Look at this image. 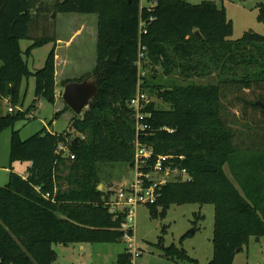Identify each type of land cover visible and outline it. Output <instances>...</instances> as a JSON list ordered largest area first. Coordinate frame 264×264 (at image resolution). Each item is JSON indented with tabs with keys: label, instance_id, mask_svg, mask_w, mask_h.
Listing matches in <instances>:
<instances>
[{
	"label": "trees",
	"instance_id": "trees-1",
	"mask_svg": "<svg viewBox=\"0 0 264 264\" xmlns=\"http://www.w3.org/2000/svg\"><path fill=\"white\" fill-rule=\"evenodd\" d=\"M147 2L154 5L140 6V0H0V102L7 99L12 108L0 113V133L11 128L9 168L30 163L25 177L10 171L0 187V264H53L55 247L123 239L124 213L109 212L113 191L98 186L102 164L132 166L135 132L129 100L139 79L143 92L165 104H146L150 135L141 141L155 155L182 156L175 162L189 177L161 186L157 201L146 206L150 216L163 218L173 204H211L213 252L207 264H232L250 238L264 237V4L257 13L263 34L233 40L231 20L212 0L197 5ZM52 13L97 16L96 64L84 76L94 77L97 94L82 116L75 114L68 131L53 134L43 127L22 139L13 126L27 112L12 106L22 104L23 80H35L31 108L37 99L55 100V46L40 69L31 71L27 64L33 48L56 39ZM26 38L32 43L23 51L19 42ZM147 67H159L161 76L156 71L148 75ZM205 77L215 82L191 81ZM74 131L83 138L69 139ZM58 144L68 155L56 152ZM226 165L235 183L225 174ZM189 235L183 234L179 243ZM155 246L167 259L198 264L182 247L165 246L162 236ZM131 260L125 248L116 264Z\"/></svg>",
	"mask_w": 264,
	"mask_h": 264
},
{
	"label": "rangeland",
	"instance_id": "rangeland-1",
	"mask_svg": "<svg viewBox=\"0 0 264 264\" xmlns=\"http://www.w3.org/2000/svg\"><path fill=\"white\" fill-rule=\"evenodd\" d=\"M190 4H200L205 0H186ZM216 7L223 9L227 19L232 22V34L231 39L241 38L246 33H257L263 34V25L257 20L258 5L264 4V0H212ZM149 3L147 0H140V6H147ZM62 16L66 15H77L78 17H95L94 14H61ZM54 15L55 21V30L54 35L59 33L60 38H65L71 32L70 25L67 27L63 23H57L56 17ZM53 19V18H52ZM77 23V22H76ZM78 23L75 26V30L80 29V32L73 37V43L71 46H68L71 51L67 52L66 57H70L69 63L63 66L60 63L58 71V78L54 77V89H55V78L58 79V88L59 91H62L64 81L68 80H77L81 77H84L87 74H90L96 64V44L90 45L86 30ZM74 26V25H73ZM81 34V35H80ZM20 47L24 51L29 45H31V39H22L20 40ZM54 42L47 43L40 47H35L32 49L30 56L27 57V64L31 71L40 69L45 59L54 46ZM64 45V43H63ZM62 45V46H63ZM56 49V47H55ZM59 54H65V47H60L58 49ZM70 55V56H69ZM156 71L157 76H161V69L159 67L150 68L147 67V74H152ZM55 72V71H54ZM143 73V72H142ZM178 82L181 84L188 83L190 80L186 81L183 79H178ZM192 82L198 84H207L215 82L213 77L205 78H194L191 79ZM34 84L35 80L33 76H30L27 79H24L21 84L20 96L22 104H18L13 107V111H23L27 112L25 119L18 120L14 126V130L19 131V135L22 139H26L31 135L35 134L39 130L44 128H53L55 130H63L67 124L66 118H69L68 127L63 131H68L70 122L75 118V114L71 110H67L64 105L61 114L54 118L56 114L55 105L64 104L63 100L58 97L56 104L46 102L43 99H38L35 103V107L31 108L33 99H34ZM149 94V95H148ZM147 99L150 101H155L157 106L164 107L165 104H162L159 100L156 99L154 95H150L148 92ZM230 97V96H229ZM20 101V102H21ZM228 100H224V105ZM19 102V103H20ZM7 105L1 101L0 105ZM11 105V104H9ZM236 111V110H235ZM231 111L232 113H236ZM68 112V113H67ZM55 113V114H54ZM67 113V114H65ZM64 115V117H62ZM82 116V115H80ZM53 125V127H52ZM62 132V133H63ZM11 128H7L0 133V166H6L9 160V138H10ZM83 138L78 132H72L69 139L74 142ZM26 165L25 163L19 164L18 167ZM23 169V168H21ZM225 172L228 173L227 168ZM6 177L5 172L0 169V187L4 186L7 182L3 181ZM101 183L99 184V189L111 190L112 199L115 193V190L122 185L129 184L133 178L134 173L132 168L128 164L123 163H110L102 164L101 166ZM203 216L202 219L199 217L196 218L197 214ZM135 219L134 222L130 225L134 226L132 229L131 236L136 244L139 256L132 257L131 264H190L187 261L182 260H170L162 256L160 250L155 246L158 237H163V242L165 246L171 244L176 245L177 247H182L185 249L190 257L197 260L198 264H207L206 258L209 257L208 251L210 242L207 240V237H210V232L212 229L213 222V206L211 204H206L200 206L198 204H182V205H171L163 218H152L149 214L147 207L138 206L134 211ZM162 227L165 228V231L162 233ZM194 230V233H190ZM197 230V231H196ZM189 232V236L180 244V237ZM79 245L85 247L84 252L78 250ZM91 246L94 247V250L91 249ZM126 243L122 239L114 243H75L64 246L62 254H57V257L53 264H97L92 259L91 256H95L97 253H102L104 255L95 256V259L98 258L104 264H114V260H111L110 256L115 255L117 252H122L125 250ZM107 252L105 253L103 252ZM211 252V250H210ZM109 260V261H108ZM108 262V263H106ZM101 263V262H100ZM98 263V264H100ZM232 264H264V237L261 239L256 237L250 238L247 246H245L241 251L236 252Z\"/></svg>",
	"mask_w": 264,
	"mask_h": 264
},
{
	"label": "built area",
	"instance_id": "built-area-1",
	"mask_svg": "<svg viewBox=\"0 0 264 264\" xmlns=\"http://www.w3.org/2000/svg\"><path fill=\"white\" fill-rule=\"evenodd\" d=\"M137 65L140 66L139 61ZM142 72L141 70V76L144 75ZM140 83L139 79L136 92L129 100V106L134 112V155L131 166L134 178L129 184L116 189L112 201L109 202V212L124 213L123 240L131 257H138L140 254L131 236L134 226L130 224L134 222L135 209L138 206L146 207L154 204L158 199L160 187L167 182L189 180L186 169L175 162L177 158L182 160V156L155 155L152 147L141 141L142 138L150 135V126L147 123L150 114L145 111L149 99H147V94L141 90ZM7 110L10 112L12 108L8 107ZM56 152L68 155L67 148L62 144L57 145ZM69 157L72 159L74 156L70 155Z\"/></svg>",
	"mask_w": 264,
	"mask_h": 264
},
{
	"label": "crops",
	"instance_id": "crops-1",
	"mask_svg": "<svg viewBox=\"0 0 264 264\" xmlns=\"http://www.w3.org/2000/svg\"><path fill=\"white\" fill-rule=\"evenodd\" d=\"M154 5V3L152 2V3H149L148 4V6H153ZM62 13H57V16H55L56 17V20H57V23L59 22V23H63L66 27L68 26V25H70L71 27H70V29H71V32L69 33V35L68 36H66L65 38H60V36H59V33L57 32V35H55V37H56V39H55V41H53L54 42V46L56 47V49H55V76L57 77L58 76V71H57V68H59V65H60V63L61 64H63V66L64 65H66L67 63H69V61H70V57H66V55H67V52L70 50L69 48H67L68 46H71L72 45V43H73V37L76 35V34H78L79 32H80V29H78V30H75L76 28H75V26H77L78 25V23L79 24H81V25H84V26H82L83 27V29L84 30H86V34H87V39H88V41H89V43H90V45H95L96 44V42H97V23H98V19H97V16L95 15V17H88V16H86V17H78L77 15H66V16H62L61 15ZM54 15L55 14H51V17L53 18V20H54ZM77 22V23H76ZM74 25V26H73ZM80 25V26H81ZM55 28H56V26H55ZM56 31V30H55ZM79 35V34H78ZM81 35V34H80ZM63 43H64V45H63ZM63 45V46H62ZM60 47H65V54L64 55H62V57H61V54H59V52H58V49L60 48ZM71 53V51H69V53L68 54H70ZM70 56V55H69ZM54 76V77H55ZM58 78V77H57ZM58 79H56L55 78V100H54V102H53V104L55 105L56 104V102H57V99H58V97H60L61 98V92L62 91H59V88H58ZM34 100V99H33ZM38 100V99H37ZM36 100V101H37ZM3 102L6 104L7 103V105H0V113L1 114H6L7 112H8V107H10V105H9V102H8V100L7 99H3ZM0 104H1V102H0ZM64 105H66L65 103L64 104H58V105H55V113L56 112H58L59 110L60 111H62L63 109H64ZM54 113V114H55ZM68 113V112H67ZM67 113H65V114H67ZM62 117H64V115L62 116ZM66 120H67V124H66V126H65V128L63 129V130H55L54 129V127H53V125H52V127L53 128H51V129H49V128H47V130L49 131V132H51V133H62L67 127H68V124H69V118H66ZM45 127V126H44ZM19 164H21V163H18V162H16V163H13L12 164V167L11 168H9V160H8V164L6 165V166H0V169H1V171L3 170V172H5V174H6V177L3 179V181H6L7 179H8V175H9V172L10 171H12V172H14V173H16V174H18V175H20V176H22V177H25L26 176V173H27V168H28V166L30 165V163H25L26 165H24V166H22V167H18L19 166ZM21 168H23V169H21ZM225 168H227V170H228V173L227 172H225ZM224 172H225V174L228 176V178L230 179V180H232L233 182H234V180H233V178H232V175H231V173H230V171H229V168H228V166L226 165V166H224ZM235 183V182H234ZM6 184V183H5ZM4 184V185H5ZM236 185V184H235ZM237 188H238V186H237ZM238 190L240 191V193L241 194H243L242 193V191L238 188ZM197 231V230H196ZM212 233H213V222H212V229H211V232H210V237H207V240L210 242V244L208 245L209 246V250H208V248L206 247V250L208 251L207 253H208V255H209V257L208 258H206V263H208L209 262V260L211 259V257H212V252H213V247H212V242H211V238H212ZM262 238V237H261ZM261 238H259V239H261ZM106 244H109V243H106ZM64 246H58V247H55L56 249H58V254H62L64 251V249H62ZM126 248V247H125ZM91 249H93L94 250V247L93 246H91ZM78 250L79 251H81L82 253L84 252V250H85V247H83L82 245H79V247H78ZM210 250H211V252H210ZM124 251V250H123ZM122 251V252H123ZM103 252V251H102ZM122 252H117L115 255H113V256H110L111 258V260H114V264H116V259H117V256H118V254H120V253H122ZM103 253H105V255L107 254V252H103ZM101 255H104V254H102V253H97L96 252V254H95V256H101ZM95 256H91V254H90V257H92V259L94 260V261H96L95 263H100V264H104V262H102V261H105V260H102V261H100L98 258H96L95 259ZM109 261V260H108ZM106 263H108V262H106ZM80 264H83L82 262L80 263Z\"/></svg>",
	"mask_w": 264,
	"mask_h": 264
},
{
	"label": "water",
	"instance_id": "water-1",
	"mask_svg": "<svg viewBox=\"0 0 264 264\" xmlns=\"http://www.w3.org/2000/svg\"><path fill=\"white\" fill-rule=\"evenodd\" d=\"M196 36L202 39L199 31L194 32ZM97 94V85L94 77L87 76L80 81H69L63 85L61 92V99L69 107V109L76 115L80 116L88 109L90 101ZM257 104L261 103L258 101ZM190 233H194L192 230ZM258 237H256V241ZM121 241V240H119ZM58 254V249H54Z\"/></svg>",
	"mask_w": 264,
	"mask_h": 264
}]
</instances>
